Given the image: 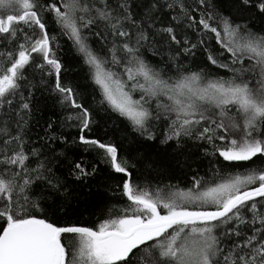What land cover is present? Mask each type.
<instances>
[{"label": "snow or ice", "instance_id": "obj_1", "mask_svg": "<svg viewBox=\"0 0 264 264\" xmlns=\"http://www.w3.org/2000/svg\"><path fill=\"white\" fill-rule=\"evenodd\" d=\"M242 3L250 5L253 0ZM254 6L264 13V0H254ZM45 10L54 14L65 34L78 46L104 100L134 126L145 129L152 117L146 105L153 98L164 96L171 103L158 100L157 108L175 114L166 140L179 141L182 136L196 134L209 143L224 141L223 147L215 150L230 163L264 157V36L242 32L241 25H234L226 17H219L217 26L209 23L214 19L211 15L201 18L199 24L231 53V64L242 65L245 56L255 63L247 69H233L229 63H220L209 54L213 65L229 68L233 76L227 80H204L201 73L193 72L170 82L136 55L137 45L146 41L148 35L140 30L135 34V44L130 43L133 35L125 30L123 22L136 25V21L132 19L128 0H119L115 7L110 0H59L46 5L40 0H0V36L16 39L18 34H23V42L16 50L0 51V108L11 106L13 99L20 96L23 101L20 109L30 111L29 102L23 100L19 90L24 69L35 61V53L54 70L56 89L64 94V100L81 109V130L89 128L88 109L77 103L72 88L59 82L61 64L52 53L50 45L54 37L48 35L41 15ZM98 21L104 22L113 35L126 38L120 46L128 54L123 74L106 68L109 61L97 55L82 36L83 29ZM24 27H38L41 34L28 35ZM163 31L172 41L180 43L173 28ZM115 51L114 48L111 62L118 64ZM243 71L253 74L255 84L240 75ZM122 75L134 83L129 86ZM135 91L141 93L139 99L133 98ZM232 108L235 114L230 116ZM0 136L5 137L2 140L5 147L0 148V164L19 169H0V220L5 222L0 228V264H264V168L229 174L208 187L194 178L191 189L170 190L163 195V190H157L153 194L133 183L128 162L118 158L116 146L81 135L82 143L103 150L114 171L128 177L122 188L131 204L122 215L104 220L95 229L57 226L32 214L31 210L39 209V204L27 194L34 181L42 178L40 169L44 165L28 167L29 156L19 133L11 135L7 127H0ZM13 141L16 147H8ZM37 154L32 150V155ZM75 168L79 171L77 179L89 175L80 163ZM30 172L37 175L33 178ZM207 205L214 207L208 210ZM244 211L252 213L251 219ZM226 225L231 226L217 234L216 230ZM240 225L259 226L249 228L248 234ZM65 234L76 238L74 250L64 243ZM221 235L237 237L227 251Z\"/></svg>", "mask_w": 264, "mask_h": 264}, {"label": "trees", "instance_id": "obj_2", "mask_svg": "<svg viewBox=\"0 0 264 264\" xmlns=\"http://www.w3.org/2000/svg\"><path fill=\"white\" fill-rule=\"evenodd\" d=\"M53 2L59 3V0H40L44 5ZM118 2L119 0H110L113 7ZM128 2L132 19L136 21V25L123 22L125 30L133 35L130 43L135 44V34L140 30L148 35L146 41L137 45L139 51L136 55L158 71L163 79L172 82L193 72L201 73L204 80L231 78L233 72L229 68L213 65L208 59L209 54L220 63H229L233 69H247L255 63L245 56L242 65L231 64V53L217 43L213 33L199 24L201 18L207 19L211 15L214 19L209 23L217 26V19L226 17L234 25H241L242 32L247 30L264 36V13L254 6V0L250 5L243 4L242 0H203V3L201 0ZM153 4L155 7H152ZM41 15L48 35L54 37L50 46L54 57L61 64L59 82L61 86L72 88L77 103L88 109L90 124L88 129L81 130V109L72 107L64 100V94L56 89L57 77L54 70L42 56L34 53L35 61L24 69V79L20 81L19 90L23 94V100L29 102L30 111L20 109V103L23 102L20 96L13 99L11 106L0 108V127H7L11 135H21L24 151L29 156L26 162L28 167L35 169L41 163L44 165L40 169L42 178L36 179L27 190L32 201L39 204V209L31 210L32 214L46 218L57 226L95 229L104 220L122 215L123 210L131 204L122 188L123 181L128 177L114 171L103 150L82 143L81 135L116 146L118 158L128 162L133 183L153 194L157 190H163V195L170 190L191 189L194 178L202 180L203 187H208L221 182L229 174H243L254 168H264V157L248 162L224 161L215 150L216 147H223L224 141L209 143L206 139L197 138L196 134L182 136L179 141L166 140L169 124L175 114L165 113L162 108H157L158 100L163 104L171 103L164 96L153 98L146 105L152 112L146 128L134 126L104 100L101 89L92 79V70L85 64L78 46L65 34L54 14L45 10ZM168 27L173 28L179 44L163 31ZM24 32L28 35L35 33V36L41 34L38 27H24ZM82 36L86 37V43L97 55L109 61L106 68L118 74L124 73L128 54L120 46L126 38L113 35L112 30L102 21L83 29ZM22 42L23 34H18L16 39L0 36V51L16 50ZM192 45L196 47L193 48ZM114 48L120 61L118 64L111 62ZM39 64L43 67H38ZM240 75L245 79H252L255 84L251 72L243 71ZM121 78L127 81L126 75ZM139 79L143 82L142 78ZM127 83L131 86L134 82ZM132 95L134 99H139L141 93L135 91ZM234 114L235 109L232 108L229 115ZM4 138L0 136V148L5 147L2 144ZM8 147L15 148L16 141ZM32 150H36L38 154L32 155ZM77 163L89 175L77 179ZM5 167L19 171L16 166L0 164V169ZM36 175L35 172H30L31 177ZM49 180L52 181L51 184ZM243 214L251 219L252 213L244 211ZM4 226L5 222L0 220V228ZM230 226L218 228L217 234ZM258 226L239 227L250 234L249 228ZM67 235L64 236L66 245ZM220 239L227 251L232 240L237 237L221 235Z\"/></svg>", "mask_w": 264, "mask_h": 264}, {"label": "rangeland", "instance_id": "obj_3", "mask_svg": "<svg viewBox=\"0 0 264 264\" xmlns=\"http://www.w3.org/2000/svg\"><path fill=\"white\" fill-rule=\"evenodd\" d=\"M207 207H214L212 205H207ZM66 239H67V245H69L73 250L75 249V246H76V238L72 235V234H68L66 236Z\"/></svg>", "mask_w": 264, "mask_h": 264}]
</instances>
